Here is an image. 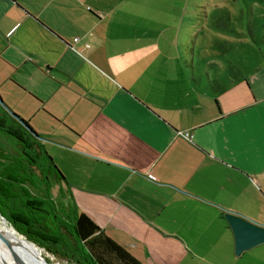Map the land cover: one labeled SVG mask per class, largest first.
I'll return each mask as SVG.
<instances>
[{
  "label": "crops",
  "instance_id": "0c3cea01",
  "mask_svg": "<svg viewBox=\"0 0 264 264\" xmlns=\"http://www.w3.org/2000/svg\"><path fill=\"white\" fill-rule=\"evenodd\" d=\"M202 4L0 0V61L8 89L59 126L52 156L67 154L68 169L50 183L66 187L69 201L57 203L89 215L144 264L148 237L164 241V264H264V243L237 257L226 218L256 220L235 206L252 204L237 198L247 180L264 194V61L247 76L204 77L187 31L163 38L189 9L198 21ZM141 23L147 36L163 29L138 53ZM112 35L126 46L116 51L120 64L101 51ZM21 68L42 85L17 76Z\"/></svg>",
  "mask_w": 264,
  "mask_h": 264
},
{
  "label": "rangeland",
  "instance_id": "374dc122",
  "mask_svg": "<svg viewBox=\"0 0 264 264\" xmlns=\"http://www.w3.org/2000/svg\"><path fill=\"white\" fill-rule=\"evenodd\" d=\"M192 2H196V4L203 3L201 5L203 8L196 10L199 20L189 22L192 15L189 9L187 12L186 24L182 27H174L170 29V31L167 29V32L163 34V38L166 39L168 35H173L177 30H181L182 32L185 31V33L187 31V42L190 47H192V44H194L195 47V65L203 69V74L204 72H208L213 79L214 77H231L234 73H240L241 71V73L247 76L250 71L254 70L252 68L254 60L263 64L264 0H189V4H192ZM141 21H144L142 17L139 19V22ZM145 23L148 24L150 22ZM152 27L148 36H153L163 29L154 25ZM140 32H143L142 36H144V38L142 43L140 42L138 44L140 49L138 53H143V44L146 45L147 51H149V43L147 41L148 36L146 27L143 26L142 23L140 25ZM120 36L122 37V34ZM111 37H113V40L108 44V48L102 46L101 51L105 50V52L108 53V62L111 63L114 61L120 64L126 61V59L117 57L116 51L122 50L126 48V46L120 43L118 39H115V36L112 35ZM1 62L2 61H0L1 97L4 98V101L9 105L12 111H16V113L26 120H29V124L32 125L34 130L43 136V140H40L41 142L44 141L47 153L51 155L54 162L56 161L55 164L57 163V167L66 172L68 169L69 156L64 154L63 159H57L56 156H52L53 154L56 155L53 144L54 141H56V136L54 135L56 129L59 127L58 124L54 121L51 122L42 110L37 112L35 104L33 106H28L24 103L22 100L24 95L21 91L15 90L11 92V90L8 89L11 88V83L9 82L10 76L3 68V63ZM21 70L19 73H16L17 76L21 75L33 84L38 85L36 75H32L28 69L21 68ZM197 75L201 74L198 72ZM203 76L205 77V74ZM143 77H146V79L148 78V76ZM172 77L174 76L172 75ZM11 80L15 81L13 79ZM42 83L43 81L40 85H42ZM61 140L63 141V138H61L60 141ZM13 155L12 140H8L7 135L0 132V170L9 164L10 161L8 157L11 158ZM62 170L60 171L62 172ZM51 181L52 180H50V182ZM50 184L51 193H49V195L55 202L60 201L66 203V201H69L68 195L63 192L64 188L67 189L66 187H62V190H60V186L58 189L55 187L56 183L53 182ZM26 186L36 193V187L32 186L29 182H26ZM256 193L261 194V197ZM243 194H247V196L237 198H250L252 204H236V209L248 215H255L256 220L254 221L264 225V205L257 201V198H264V194L260 192L259 188L255 189L248 180L247 193ZM239 195L238 193L235 194V196ZM0 219L5 221L9 227L15 229L1 214ZM15 231L17 232L16 229ZM19 236L23 238L32 249L39 251V259L45 264H71L67 260L51 255L35 243L29 242L24 236ZM189 240L195 242L193 236L189 237ZM128 243H130V241ZM147 243L149 245V253H147L149 264H157V262L159 264H164L163 254L159 252L164 251V241L162 239L148 237ZM0 264H3L1 260Z\"/></svg>",
  "mask_w": 264,
  "mask_h": 264
},
{
  "label": "trees",
  "instance_id": "16d2710c",
  "mask_svg": "<svg viewBox=\"0 0 264 264\" xmlns=\"http://www.w3.org/2000/svg\"><path fill=\"white\" fill-rule=\"evenodd\" d=\"M0 132L12 140L14 154L0 170V214L19 235L71 264H144L89 215L51 198L53 175L65 177L29 122L12 112L1 97ZM26 182L36 187V193Z\"/></svg>",
  "mask_w": 264,
  "mask_h": 264
},
{
  "label": "bare ground",
  "instance_id": "6f19581e",
  "mask_svg": "<svg viewBox=\"0 0 264 264\" xmlns=\"http://www.w3.org/2000/svg\"><path fill=\"white\" fill-rule=\"evenodd\" d=\"M0 250L5 254V259L0 255V260L3 264H45L39 259V251L32 249L31 246L17 234L15 229L9 227L5 221L1 219Z\"/></svg>",
  "mask_w": 264,
  "mask_h": 264
},
{
  "label": "water",
  "instance_id": "95a60500",
  "mask_svg": "<svg viewBox=\"0 0 264 264\" xmlns=\"http://www.w3.org/2000/svg\"><path fill=\"white\" fill-rule=\"evenodd\" d=\"M226 218L234 232L235 253L237 255L264 243V225L235 212H228ZM0 255L5 257L2 250H0Z\"/></svg>",
  "mask_w": 264,
  "mask_h": 264
},
{
  "label": "built area",
  "instance_id": "2783aa9c",
  "mask_svg": "<svg viewBox=\"0 0 264 264\" xmlns=\"http://www.w3.org/2000/svg\"><path fill=\"white\" fill-rule=\"evenodd\" d=\"M185 136H186V137H189V134L186 133ZM150 177H151L152 179H154V176H153V175H150Z\"/></svg>",
  "mask_w": 264,
  "mask_h": 264
}]
</instances>
